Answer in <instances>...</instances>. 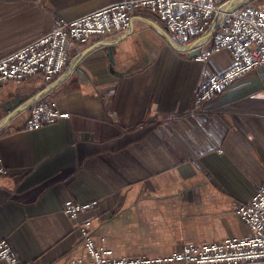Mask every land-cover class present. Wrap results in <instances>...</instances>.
I'll return each mask as SVG.
<instances>
[{"label": "crops", "instance_id": "obj_1", "mask_svg": "<svg viewBox=\"0 0 264 264\" xmlns=\"http://www.w3.org/2000/svg\"><path fill=\"white\" fill-rule=\"evenodd\" d=\"M115 1L0 0V57L60 18ZM218 2L213 23L244 4L264 8V0ZM232 62L226 49L205 60L190 55L161 21L137 11L125 30L71 42L53 81L35 74L0 83L8 170L0 176V240L30 264H67L90 258L85 231L117 257L251 234L234 205L264 183V66L196 102L201 84ZM43 95L69 117L28 129L30 107ZM68 199L99 203L72 218Z\"/></svg>", "mask_w": 264, "mask_h": 264}, {"label": "built area", "instance_id": "obj_2", "mask_svg": "<svg viewBox=\"0 0 264 264\" xmlns=\"http://www.w3.org/2000/svg\"><path fill=\"white\" fill-rule=\"evenodd\" d=\"M137 11H148L161 21L179 46H190L203 39L196 55L200 60L222 49L232 54L229 67L212 73L201 84L197 104L208 101L238 77L264 66V8L244 4L223 12L213 23L220 12L218 0H118L74 19L60 18L51 30L1 56L0 83H22L35 74L53 81L67 66L71 42L84 44L95 35L125 30ZM67 117L69 112L60 109L56 98L43 95L31 105L26 127L36 129ZM7 171L0 155V176ZM98 203V199L85 203L68 199L63 209L75 218ZM234 212L250 227L251 234L212 242L186 241L181 250L165 255L117 257L112 249L98 246L85 231L84 245L90 258L74 257L67 264L264 263V183L248 202L235 203ZM0 258L7 264H30L17 256L7 238L0 240Z\"/></svg>", "mask_w": 264, "mask_h": 264}, {"label": "water", "instance_id": "obj_3", "mask_svg": "<svg viewBox=\"0 0 264 264\" xmlns=\"http://www.w3.org/2000/svg\"><path fill=\"white\" fill-rule=\"evenodd\" d=\"M176 46L179 47L180 49H187V50H189L190 55H192V56L197 55L199 53V48L191 49V46L183 47V46H179L177 44H176Z\"/></svg>", "mask_w": 264, "mask_h": 264}]
</instances>
